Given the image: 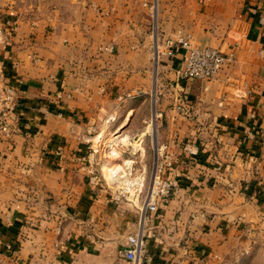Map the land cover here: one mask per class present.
<instances>
[{
    "label": "crops",
    "instance_id": "crops-1",
    "mask_svg": "<svg viewBox=\"0 0 264 264\" xmlns=\"http://www.w3.org/2000/svg\"><path fill=\"white\" fill-rule=\"evenodd\" d=\"M144 1L0 0L18 123L0 139V264H125L138 210L91 185L89 131L119 130L133 148L113 162L142 176L152 104L164 178L180 186L147 215L144 264H264V0H159L154 24ZM185 37L232 62L179 79L186 52L163 43Z\"/></svg>",
    "mask_w": 264,
    "mask_h": 264
},
{
    "label": "built area",
    "instance_id": "built-area-1",
    "mask_svg": "<svg viewBox=\"0 0 264 264\" xmlns=\"http://www.w3.org/2000/svg\"><path fill=\"white\" fill-rule=\"evenodd\" d=\"M159 0H145L143 5L149 10V18L155 23L157 14V4ZM262 27H264V16H261L259 20ZM164 54L167 57H174L180 50L185 51L187 58L184 69L179 73L178 77L181 80H200L211 81L214 80L218 74L225 67L230 65L233 58L231 55L221 53L219 50L204 47L200 48L195 46L189 37L178 38L176 40H166L163 43ZM104 51L112 52V47L104 48ZM160 52L157 45L154 47V54L157 56ZM129 97V96H128ZM17 105V97L15 90L7 83V78L4 73V67L0 62V139L11 138L16 132H18V123L12 120L15 114ZM152 120L157 118L156 110L152 115ZM93 131H89V134ZM184 154L189 158H196L198 155L197 148H183ZM154 160L152 169L149 175L148 185L146 189L139 190L134 189L137 192V198L143 195V201L139 209L140 222L137 232L134 235H130L126 238V244L124 248L119 251V256L125 264H144L145 259V246L143 236V224L148 214L156 215L161 206L167 202L176 193L179 188V180L175 176L167 178L166 171L171 167L170 163H164L159 160L157 154V148L154 153ZM90 157L87 156L88 163ZM170 172V171H168ZM94 172L89 167V181L92 183L95 179ZM143 187V186H141Z\"/></svg>",
    "mask_w": 264,
    "mask_h": 264
},
{
    "label": "rangeland",
    "instance_id": "rangeland-1",
    "mask_svg": "<svg viewBox=\"0 0 264 264\" xmlns=\"http://www.w3.org/2000/svg\"><path fill=\"white\" fill-rule=\"evenodd\" d=\"M154 110H155V104H152L151 114L149 115L148 120L144 124V128L142 130V132H145L144 134H142L144 136L137 143L138 145L140 144L142 146L141 149H138L142 151H138V153L141 152V154H145L146 152V154H148L149 157L146 163L147 162L149 163H147V167L143 166L142 172H144V174L142 176H139V174H134L132 176V178L134 180L136 179V181L130 178L129 180L130 183H128L127 180L126 184H130V185L120 183L119 177L121 175L120 176L116 175L114 181H111L112 178H111V174L109 173V171L114 172L115 169L118 167L113 161L117 160L119 157H122V151L125 148H133L131 146L129 147L128 145L129 143H127L126 141L127 138L120 137L119 130L115 132H113V130H106V132L102 134H99L95 132L96 130H93L91 132L93 133V135L90 133V135L93 136V139H91V148H89V152L87 154L88 157L91 158L89 163H87L88 164L87 166L91 167V169L94 172L93 176L95 177L91 185L99 189L106 188V192H108L109 194L114 193L115 196L120 198L119 199L120 201H125V202L129 201L128 203L130 202L134 203L133 205L135 206L136 211L138 210V223L140 222L139 209L141 207L144 194L143 195L141 194L140 198L138 199L136 196L137 192H134V189L136 188V190H139L140 188H143L142 190H144L148 185L149 175L155 157L154 153L156 148H158L157 146L158 133L162 127V118L158 112H156L157 114L156 122L155 120H152V122H150L151 119L153 118L152 115L154 114ZM109 133L111 134L109 135ZM135 149H131V150H135ZM151 157L153 159H151ZM143 161L145 162L144 159ZM144 162L142 164H144ZM107 163L108 165H106ZM102 166H104L102 168L104 174L101 173Z\"/></svg>",
    "mask_w": 264,
    "mask_h": 264
},
{
    "label": "bare ground",
    "instance_id": "bare-ground-1",
    "mask_svg": "<svg viewBox=\"0 0 264 264\" xmlns=\"http://www.w3.org/2000/svg\"><path fill=\"white\" fill-rule=\"evenodd\" d=\"M154 129V128H153ZM143 136L144 135H142L141 136V138H140V140L143 138ZM127 141V140H126ZM107 143V142H106ZM108 143H109V141H108ZM128 143V142H127ZM137 150L138 149H141V146L140 145H138V144H136L135 146H134ZM114 150V149H113ZM112 150V151H113ZM132 160L130 161V160H127V159H124L123 161H122V163H121V165H119L116 169H115V171L113 172V171H109V173L111 174V181H114V178L116 177V175L117 176H120L119 177V181H120V183H123V184H126V182H127V180H128V183H130L129 182V180H130V178H131V172H132ZM121 179V180H120ZM116 181V180H115ZM126 185H130V184H126Z\"/></svg>",
    "mask_w": 264,
    "mask_h": 264
}]
</instances>
